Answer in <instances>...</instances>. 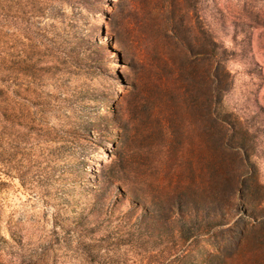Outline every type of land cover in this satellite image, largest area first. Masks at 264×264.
I'll return each instance as SVG.
<instances>
[{
  "label": "rangeland",
  "instance_id": "1",
  "mask_svg": "<svg viewBox=\"0 0 264 264\" xmlns=\"http://www.w3.org/2000/svg\"><path fill=\"white\" fill-rule=\"evenodd\" d=\"M211 38L223 148L195 99ZM193 61L196 87L176 70ZM0 76V264H204L207 251L251 264L239 240L246 208L264 213V0H0ZM181 216L195 235H174Z\"/></svg>",
  "mask_w": 264,
  "mask_h": 264
},
{
  "label": "trees",
  "instance_id": "2",
  "mask_svg": "<svg viewBox=\"0 0 264 264\" xmlns=\"http://www.w3.org/2000/svg\"><path fill=\"white\" fill-rule=\"evenodd\" d=\"M208 46L209 49L207 51L208 54V75H207V79H208V85H207V91L204 93L202 92L201 89H196L197 92V96L195 99H198V95H202V97L205 99L207 105H208V117L210 120V128L212 131V134H214L215 136H217L219 138V143L221 145V148H223L222 146H228L227 144V132L229 131H233V126H231V128L229 129L228 127V122H226V120L224 118H222V116H220V114L217 112V108H218V104L220 103V91H221V87L218 84V80L220 79L219 74L218 76H216V71L213 70L214 65L219 67L220 63H221V56H220V52L218 50L219 45L217 44V42L214 39H209L208 40ZM221 67V72L224 73L225 72V68L222 66ZM176 70H180L179 71V75L182 76L184 78V81L187 80L186 82H188L190 85L196 87V86H200L203 83L202 82H198V80L196 79V76L199 73L198 68L194 65V61L190 62L189 65L186 64H181L180 66H177ZM23 75H28L27 73H24L23 71L21 72ZM32 75V74H31ZM5 80H3V78H1L0 76V84L4 85ZM183 82V81H182ZM1 91V90H0ZM229 147V146H228ZM248 155H244L241 158V166H238L239 168V172L236 175V181H235V191L239 190V186L238 184H242V182L244 180H242L241 178L245 176L246 174V170L245 172L243 171V167L244 165H246V162L248 160ZM111 178V179H110ZM110 178L108 180L109 184H114L113 182V178L121 180V178L119 176H113L110 175ZM124 183V187H125V182ZM253 184H255V181H253ZM253 184H249L248 186H246V188L248 189V191H250V195L253 196L254 193V188ZM114 187H116V185L114 184ZM119 190H123V186L122 185H118ZM253 192H252V191ZM249 193V192H248ZM262 201V200H261ZM133 203H135L136 205L142 206L139 202H137L136 200H132ZM255 207H260V202L258 203H254ZM135 205V206H136ZM143 207V206H142ZM210 207V206H209ZM212 207V206H211ZM133 210V209H131ZM144 212H142L140 215H138V217L135 218V221L133 222V224H130L129 227L133 230V232H135L136 229H138L139 231L143 232L142 230H140L139 228H143L144 229V217L146 216L145 210H143ZM245 214L248 216V218H250L252 220V222H250V224L248 226H245V228L243 229L242 233H241V237H240V242L239 244L243 246H247L248 244H252V246H249L248 249L247 248H242V250L239 253V256L242 259H245V261H249L251 262V264H264V213H254L251 210H245ZM213 214H207L208 217V221L212 222L211 224H209L208 226L215 228L217 226H220L221 223L218 222V216H222V210H220L219 208H216L213 212ZM125 223H127L126 220H124ZM190 223V224H189ZM202 224V223H201ZM188 225V228L186 230V232L188 234H184V226ZM204 225V223H203ZM193 226V225H192ZM191 226V222H188L186 220V218H184V216L180 217V223L178 225V228L174 231V235L176 233L177 238L179 239H185L186 237L190 236V235H195V234H190L191 230L194 229ZM247 250V253H246ZM245 252V254H244ZM218 251L215 255H213L212 252L207 251L205 254V263L204 264H212V260L213 258H218L221 257L222 254ZM182 255V254H181ZM185 255V254H184ZM183 255V256H184ZM240 257L236 258V260H238ZM226 258L232 259L233 258V254H229L228 257L226 256Z\"/></svg>",
  "mask_w": 264,
  "mask_h": 264
}]
</instances>
